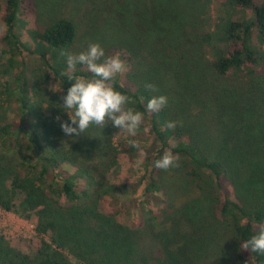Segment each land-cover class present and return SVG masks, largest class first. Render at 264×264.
Returning a JSON list of instances; mask_svg holds the SVG:
<instances>
[{"label": "trees", "instance_id": "1", "mask_svg": "<svg viewBox=\"0 0 264 264\" xmlns=\"http://www.w3.org/2000/svg\"><path fill=\"white\" fill-rule=\"evenodd\" d=\"M224 1L230 14L200 39L211 50V71L238 84L253 102H222L220 94L206 95L201 112L206 121L199 122L201 129L188 125L185 131L179 124L169 129L166 122L173 119L167 106L158 112L147 111V101L159 94L153 83L143 82L135 56L127 49L116 51L126 55L121 59L127 71L114 84L130 97L128 107L143 113L140 129L149 130L159 145L157 155L148 153L143 158L145 164L153 163V174L158 170L154 162L170 149L177 162L187 168L183 175L195 187H199L197 179L211 182L216 232L200 227L191 216L178 215L170 226L162 225L158 216L168 212L167 204L158 215L153 212L150 196L162 193L153 175L138 193L141 212L136 231L120 226L117 217L127 211L114 206L120 203L117 195L127 192L125 186L105 181L97 193L86 189L89 181L93 185L95 177L104 178L116 163L115 149L110 146V121L104 128L90 126L98 134L91 141L96 162L90 160L92 157L89 161L81 158L79 146L70 152L69 161L53 140L44 143L35 134L30 121L38 106L27 98L25 77L20 72L15 83L7 79L20 67L17 60L26 49L39 58L66 95L73 81L67 79L66 57L61 53L73 48L76 30L67 19L55 20L44 30L31 32L34 48L26 47L15 28L25 25L24 17L36 13L35 0L3 1L0 23L5 34L0 37V56L7 58L0 66V210L26 219H30L29 214L36 216L34 231L40 245L28 255L0 237V264H72L64 247L71 243L73 234L76 238L72 242L95 256L85 264H264V255L243 249V243L264 228V115L260 119L264 101L255 102L264 100V0ZM244 10L251 11L249 18L234 15ZM113 54L114 50L106 56ZM174 69L177 71V66ZM74 75L91 77L82 65L76 66ZM147 84L156 90L147 89ZM247 117L256 127V135H247L251 128L246 129ZM88 162L91 166L95 163V169ZM65 163L75 169L73 174L63 170ZM18 196H23L19 205ZM49 234L52 236L47 241L44 237ZM147 235L148 247L141 241L148 239Z\"/></svg>", "mask_w": 264, "mask_h": 264}, {"label": "rangeland", "instance_id": "2", "mask_svg": "<svg viewBox=\"0 0 264 264\" xmlns=\"http://www.w3.org/2000/svg\"><path fill=\"white\" fill-rule=\"evenodd\" d=\"M4 0H0V5ZM224 0H35L36 13L23 18L24 26L15 28L21 43L34 48L30 33L42 31L58 19H67L75 27V43L67 53L85 51L90 43H99L105 50V55L115 51L120 57H125L117 49H127L135 56L139 73L143 82L153 83L157 93L167 97V108L173 121L180 127L188 129L195 126L201 129L203 120V102L206 95L220 94L222 102H253L249 94L240 89L232 80L217 77L209 67L212 59L211 50L202 43L200 35L212 32L215 26L222 23L231 10L224 6ZM250 10L237 11V17L251 16ZM232 15V18L235 16ZM5 34V27L0 23V37ZM7 57L0 56V66ZM17 65L8 81L15 83L21 72L27 81V98L36 103L37 111H33L31 125L36 135L45 143L53 140L59 151L72 160L70 152L77 146L81 148V158H93L91 141L98 138L94 129L89 127L86 132L76 137L66 136L60 121H67V114L62 108L64 96L57 80L46 71L39 58L29 55L22 49ZM23 58V59H22ZM18 59V58H17ZM169 61L170 63H166ZM179 62L181 66L179 67ZM171 64V66L167 65ZM22 65V66H21ZM175 66V67H174ZM177 66V71L174 69ZM223 90V91H222ZM259 99L255 102H262ZM264 113L261 115L260 119ZM59 116L60 120H56ZM229 122L228 118L224 119ZM251 118L245 119L246 129ZM111 124V123H110ZM206 126L208 125L207 123ZM202 126V127H201ZM248 128L247 135H256V127ZM245 129V130H246ZM200 131V130H198ZM47 139V140H46ZM136 141L139 148L132 147L130 141ZM115 149V165L105 177H95L93 185L89 181L86 189L97 193L102 182L125 186L126 193L118 194V206L127 211L118 216L120 226L136 231L139 226L138 193L148 184L152 176L161 187V194H152L153 212L158 215L163 204H167V213L158 216L159 222L170 226L171 220L178 215L191 216L200 227L205 226L210 232L214 230L212 205L214 192L208 179H197L195 187L190 179L183 175L187 168L177 162L178 167L169 170L158 169L153 174V163L143 162L148 154L157 155L158 143L149 130L139 129L135 137L120 132L111 124V144ZM80 161V160H79ZM89 161V160H88ZM82 163H86L80 161ZM89 164V162H88ZM90 165V164H89ZM91 166V165H90ZM92 168L95 169V163ZM63 170L70 174L74 168L65 163ZM97 170V169H96ZM149 197V198H150ZM23 196H18L17 205ZM30 219L19 213H8L0 210V237L14 250L23 254L34 253L40 245V237L34 231L36 216ZM214 230V231H213ZM149 234L153 236V231ZM50 235L44 238L49 241ZM71 243L64 247V253L72 264H85L93 260L89 251ZM52 236V235H51ZM216 236V233L215 235ZM143 237V234H142ZM141 238L148 247L149 236ZM217 241V237H215ZM213 245V244H212ZM198 247L196 248V251Z\"/></svg>", "mask_w": 264, "mask_h": 264}, {"label": "clouds", "instance_id": "3", "mask_svg": "<svg viewBox=\"0 0 264 264\" xmlns=\"http://www.w3.org/2000/svg\"><path fill=\"white\" fill-rule=\"evenodd\" d=\"M68 68L67 79L73 81L62 96V108L67 114V121H60V128L66 136L83 135L86 130L96 125L104 128L108 121L120 132L135 137L143 123V113L128 107L132 103L129 96L117 90L114 86L116 78L127 71L126 62L119 54L106 56L104 48L99 43H90L85 51L79 53H64ZM84 66L91 77L74 75L76 66ZM147 89L155 91L152 84ZM164 95L153 96L147 101L149 112H158L167 105ZM56 120H60L57 116ZM166 126L173 129L177 122L168 121ZM132 147L139 148L136 141H130ZM177 157L170 149H166L160 159L154 162L157 169L169 170L178 167ZM243 249L264 255V228L243 243Z\"/></svg>", "mask_w": 264, "mask_h": 264}]
</instances>
